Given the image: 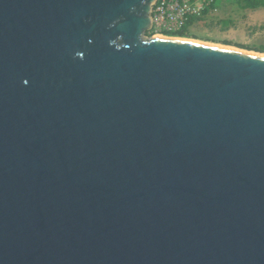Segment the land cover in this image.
Returning <instances> with one entry per match:
<instances>
[{"label":"water","instance_id":"1","mask_svg":"<svg viewBox=\"0 0 264 264\" xmlns=\"http://www.w3.org/2000/svg\"><path fill=\"white\" fill-rule=\"evenodd\" d=\"M157 1L0 0V264H264V55Z\"/></svg>","mask_w":264,"mask_h":264},{"label":"rangeland","instance_id":"2","mask_svg":"<svg viewBox=\"0 0 264 264\" xmlns=\"http://www.w3.org/2000/svg\"><path fill=\"white\" fill-rule=\"evenodd\" d=\"M222 4V2L220 3ZM234 7L230 1L218 5L216 11L210 12L202 21L191 27V32L200 37L188 38L196 39L199 42H208V44L216 46L230 47L240 51L254 52L263 54L258 49H264V9L254 12H247L243 18L239 13L234 12ZM229 15L235 20L236 26L222 31L219 26H215V21L225 19ZM214 24L211 26V23ZM151 33V35H149ZM146 36L152 37L154 33L148 32ZM203 38L210 39L209 41ZM211 42V43H210ZM225 42H229L226 44Z\"/></svg>","mask_w":264,"mask_h":264},{"label":"built area","instance_id":"3","mask_svg":"<svg viewBox=\"0 0 264 264\" xmlns=\"http://www.w3.org/2000/svg\"><path fill=\"white\" fill-rule=\"evenodd\" d=\"M219 4L217 0H158L153 6L151 31L154 35L176 37L188 27L191 29V19L203 18L206 10L216 11Z\"/></svg>","mask_w":264,"mask_h":264},{"label":"trees","instance_id":"4","mask_svg":"<svg viewBox=\"0 0 264 264\" xmlns=\"http://www.w3.org/2000/svg\"><path fill=\"white\" fill-rule=\"evenodd\" d=\"M227 1H230L234 7V12L235 13H239L240 15L243 16V18L246 16L247 12H254L260 9H264V0H217V4L219 3H226ZM220 5V4H219ZM222 5V4H221ZM210 9L206 10L204 13V17L203 18H193L191 19V21L189 22V26H192L200 21H202L210 12ZM214 24V22L211 23V26ZM215 26H219L220 29L222 31H226L229 30L233 27L236 26L235 20L232 18V15H229L227 18L225 19H220L215 21ZM149 35H151V33H149ZM176 36L178 37H182V38H196V39H200L199 36L194 35L191 32V29L188 27L187 29H185L183 32H179L176 34ZM204 40L209 41L210 39L208 38H203ZM226 44H229V42H225ZM258 51L260 52H264V49L260 48L258 49Z\"/></svg>","mask_w":264,"mask_h":264},{"label":"bare ground","instance_id":"5","mask_svg":"<svg viewBox=\"0 0 264 264\" xmlns=\"http://www.w3.org/2000/svg\"><path fill=\"white\" fill-rule=\"evenodd\" d=\"M173 38H177V39H182V40H189V41H192V39H188V38H180V37H173ZM194 40H196V39H194ZM199 41V40H198ZM206 43H208V42H206ZM211 43V42H210ZM216 45V44H215ZM251 53H254V52H251ZM256 54V53H255Z\"/></svg>","mask_w":264,"mask_h":264},{"label":"clouds","instance_id":"6","mask_svg":"<svg viewBox=\"0 0 264 264\" xmlns=\"http://www.w3.org/2000/svg\"><path fill=\"white\" fill-rule=\"evenodd\" d=\"M176 37H178V36H176Z\"/></svg>","mask_w":264,"mask_h":264}]
</instances>
